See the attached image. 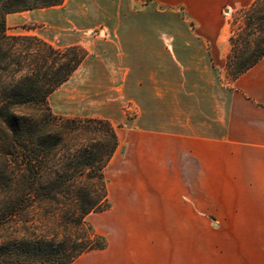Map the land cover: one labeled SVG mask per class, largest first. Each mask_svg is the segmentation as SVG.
Segmentation results:
<instances>
[{
	"label": "crops",
	"instance_id": "0c3cea01",
	"mask_svg": "<svg viewBox=\"0 0 264 264\" xmlns=\"http://www.w3.org/2000/svg\"><path fill=\"white\" fill-rule=\"evenodd\" d=\"M74 1L70 21L82 35L99 30L81 39L88 56L79 68L87 100L100 95L95 118L127 120L120 144L127 135L131 163L153 168L151 181L165 194L184 193L183 159L192 158L196 180L225 194L226 264H264V58L237 79L224 75L230 35L222 10L254 0ZM147 227L119 230L72 264H170V238L183 233Z\"/></svg>",
	"mask_w": 264,
	"mask_h": 264
},
{
	"label": "trees",
	"instance_id": "16d2710c",
	"mask_svg": "<svg viewBox=\"0 0 264 264\" xmlns=\"http://www.w3.org/2000/svg\"><path fill=\"white\" fill-rule=\"evenodd\" d=\"M64 1L0 0V264H72L107 247L85 219L108 207L104 170L119 146L116 128L105 119L56 115L49 105L88 51L7 34L9 14ZM242 14L229 38L232 79L264 58V0Z\"/></svg>",
	"mask_w": 264,
	"mask_h": 264
},
{
	"label": "rangeland",
	"instance_id": "374dc122",
	"mask_svg": "<svg viewBox=\"0 0 264 264\" xmlns=\"http://www.w3.org/2000/svg\"><path fill=\"white\" fill-rule=\"evenodd\" d=\"M251 4L237 9L226 6L222 10L223 16L228 19L229 35L231 29L237 31L243 25L242 11ZM78 5L74 0H65L57 7L60 10L57 15L47 13L50 8L13 13L7 22V34L25 36L34 32L55 47H84L81 39L98 37L99 30L83 36L70 21L71 14L78 12ZM41 13L45 14L44 21L33 19V14ZM82 72L80 69L73 79L50 95L49 105L54 114L100 117V95L87 100L81 88ZM224 75L225 80H234L228 76L226 68ZM113 124L120 132V128L127 129L128 122ZM131 158L126 135V140L118 146L104 170L108 207L89 214L85 219L86 225L100 232L108 245L110 237L119 230L130 228L139 232L147 229L151 223L168 224L170 236L176 233L172 231L175 228H179V235H184L183 240L170 238V264H226L225 239L230 232L225 231V194H210L209 183L196 180L198 170L192 158L183 159V194H165L160 188L161 184L151 181L150 171L153 168L136 166L134 162L131 163Z\"/></svg>",
	"mask_w": 264,
	"mask_h": 264
}]
</instances>
